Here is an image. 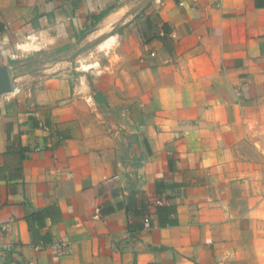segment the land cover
Segmentation results:
<instances>
[{
    "label": "crops",
    "instance_id": "1",
    "mask_svg": "<svg viewBox=\"0 0 264 264\" xmlns=\"http://www.w3.org/2000/svg\"><path fill=\"white\" fill-rule=\"evenodd\" d=\"M4 65L0 264H264V0H0Z\"/></svg>",
    "mask_w": 264,
    "mask_h": 264
},
{
    "label": "rangeland",
    "instance_id": "2",
    "mask_svg": "<svg viewBox=\"0 0 264 264\" xmlns=\"http://www.w3.org/2000/svg\"><path fill=\"white\" fill-rule=\"evenodd\" d=\"M141 1V0H140ZM113 30L109 27L106 30H101L94 35H91L87 39H84V43H80L78 45L77 50L79 49V57L76 59V63L73 65V69H80L81 71H87L86 73L89 74V82L94 83L97 78V72L99 70L100 64L104 65L110 61L112 51V47L115 44V40L112 45H106L107 47H103L102 45L111 37H113ZM31 48H23L21 51H28ZM76 50V51H77ZM54 52L53 50H48L45 54V60H52L54 59ZM39 59V60H38ZM40 55L36 58L33 56L31 60H26L25 58L22 60L24 63L23 71L26 72L30 69H33L35 66H37L36 62H40ZM75 76H78V74H75ZM32 79L25 80L23 83H32Z\"/></svg>",
    "mask_w": 264,
    "mask_h": 264
},
{
    "label": "water",
    "instance_id": "3",
    "mask_svg": "<svg viewBox=\"0 0 264 264\" xmlns=\"http://www.w3.org/2000/svg\"><path fill=\"white\" fill-rule=\"evenodd\" d=\"M14 91L13 78L9 66H0V95Z\"/></svg>",
    "mask_w": 264,
    "mask_h": 264
},
{
    "label": "built area",
    "instance_id": "4",
    "mask_svg": "<svg viewBox=\"0 0 264 264\" xmlns=\"http://www.w3.org/2000/svg\"><path fill=\"white\" fill-rule=\"evenodd\" d=\"M60 250H61V254L64 256V255H67L70 253V247L68 244L64 243L61 245L60 247Z\"/></svg>",
    "mask_w": 264,
    "mask_h": 264
},
{
    "label": "trees",
    "instance_id": "5",
    "mask_svg": "<svg viewBox=\"0 0 264 264\" xmlns=\"http://www.w3.org/2000/svg\"><path fill=\"white\" fill-rule=\"evenodd\" d=\"M33 219L36 218V215H32Z\"/></svg>",
    "mask_w": 264,
    "mask_h": 264
}]
</instances>
